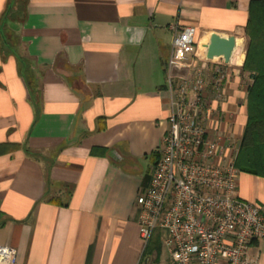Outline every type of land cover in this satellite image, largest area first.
Instances as JSON below:
<instances>
[{
    "label": "crops",
    "instance_id": "0c3cea01",
    "mask_svg": "<svg viewBox=\"0 0 264 264\" xmlns=\"http://www.w3.org/2000/svg\"><path fill=\"white\" fill-rule=\"evenodd\" d=\"M250 1L0 0V246L16 264H172L158 232L145 246L137 206L169 126L171 25L197 28L199 63L213 34L236 38L209 62L227 78L207 127L238 151ZM238 193L264 209L263 177L240 171ZM250 255L264 264V238Z\"/></svg>",
    "mask_w": 264,
    "mask_h": 264
},
{
    "label": "built area",
    "instance_id": "2783aa9c",
    "mask_svg": "<svg viewBox=\"0 0 264 264\" xmlns=\"http://www.w3.org/2000/svg\"><path fill=\"white\" fill-rule=\"evenodd\" d=\"M171 29L169 126L137 198L140 236L146 246L158 232L172 264H255L250 249L264 238V209L239 196L231 135L207 127L220 118L207 92L219 94L227 72L199 63L195 26ZM0 264H16L15 247L0 246Z\"/></svg>",
    "mask_w": 264,
    "mask_h": 264
},
{
    "label": "trees",
    "instance_id": "16d2710c",
    "mask_svg": "<svg viewBox=\"0 0 264 264\" xmlns=\"http://www.w3.org/2000/svg\"><path fill=\"white\" fill-rule=\"evenodd\" d=\"M18 9L20 10L11 13L12 17L22 16L24 8ZM9 11L7 9L4 17ZM1 25L2 32L8 34L6 23ZM246 33L249 42L243 71L250 73L254 81L248 89V118L237 153L236 166L241 172L264 178V0L250 1ZM3 42L5 47L14 44L6 37ZM158 157L159 154L157 159Z\"/></svg>",
    "mask_w": 264,
    "mask_h": 264
},
{
    "label": "water",
    "instance_id": "95a60500",
    "mask_svg": "<svg viewBox=\"0 0 264 264\" xmlns=\"http://www.w3.org/2000/svg\"><path fill=\"white\" fill-rule=\"evenodd\" d=\"M235 47L236 38L234 36L224 38L219 34H213L208 47L207 56L210 59L223 57L228 63L231 60Z\"/></svg>",
    "mask_w": 264,
    "mask_h": 264
}]
</instances>
